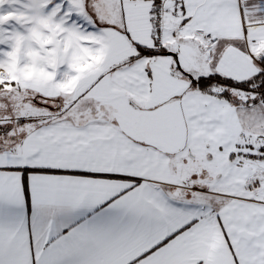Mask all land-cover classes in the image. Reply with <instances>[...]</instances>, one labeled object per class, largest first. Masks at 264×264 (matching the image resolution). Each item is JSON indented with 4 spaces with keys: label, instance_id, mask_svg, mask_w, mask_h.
Instances as JSON below:
<instances>
[{
    "label": "snow or ice",
    "instance_id": "obj_1",
    "mask_svg": "<svg viewBox=\"0 0 264 264\" xmlns=\"http://www.w3.org/2000/svg\"><path fill=\"white\" fill-rule=\"evenodd\" d=\"M0 264H264V0H0Z\"/></svg>",
    "mask_w": 264,
    "mask_h": 264
}]
</instances>
